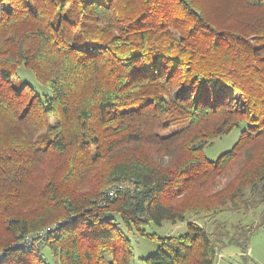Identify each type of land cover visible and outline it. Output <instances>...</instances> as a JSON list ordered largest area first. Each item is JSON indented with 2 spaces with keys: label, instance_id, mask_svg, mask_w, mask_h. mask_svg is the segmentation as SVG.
I'll use <instances>...</instances> for the list:
<instances>
[{
  "label": "trees",
  "instance_id": "16d2710c",
  "mask_svg": "<svg viewBox=\"0 0 264 264\" xmlns=\"http://www.w3.org/2000/svg\"><path fill=\"white\" fill-rule=\"evenodd\" d=\"M164 221L188 231L142 264L245 255L264 224V0H0V264H130Z\"/></svg>",
  "mask_w": 264,
  "mask_h": 264
},
{
  "label": "rangeland",
  "instance_id": "374dc122",
  "mask_svg": "<svg viewBox=\"0 0 264 264\" xmlns=\"http://www.w3.org/2000/svg\"><path fill=\"white\" fill-rule=\"evenodd\" d=\"M18 77L20 80L25 81L30 87L36 90L40 96L47 93V90L37 84L31 72H28L23 67L19 69ZM241 127L235 128L230 134L214 139L212 144L204 147L203 152L205 157L210 161H215L225 151H229L236 143L239 137ZM258 212L249 213L248 216L243 218L241 215H235L234 213H226L222 216L230 221L241 220L242 223L248 224L251 222H257ZM218 215V219L222 218ZM119 227L124 230L122 224ZM209 225L206 226V230H209ZM144 232L151 235L153 238H147L140 236L137 232L127 234L133 246L134 257L130 264H142L139 259H144L149 255L154 254L160 243L166 239H177L179 236L185 234L187 230V223L178 222L172 224L171 222L164 221L161 225H155L151 223L148 228H144ZM247 254L243 255L239 249L235 246H228L221 250L217 256L214 264H264V224L260 226L253 237L250 239L249 248ZM44 260L46 264H54L51 261L48 248H43Z\"/></svg>",
  "mask_w": 264,
  "mask_h": 264
},
{
  "label": "built area",
  "instance_id": "2783aa9c",
  "mask_svg": "<svg viewBox=\"0 0 264 264\" xmlns=\"http://www.w3.org/2000/svg\"><path fill=\"white\" fill-rule=\"evenodd\" d=\"M48 230H49V229H48ZM38 236H40V235H38ZM36 237H37V236H36ZM24 242L30 244L31 239H30V238H26V239L24 240Z\"/></svg>",
  "mask_w": 264,
  "mask_h": 264
}]
</instances>
